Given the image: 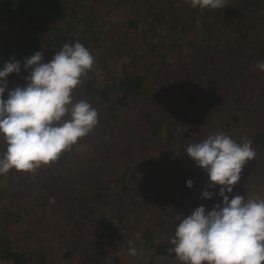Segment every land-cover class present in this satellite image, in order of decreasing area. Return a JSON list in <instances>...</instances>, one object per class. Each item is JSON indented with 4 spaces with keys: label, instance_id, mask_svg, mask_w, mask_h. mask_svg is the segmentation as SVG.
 Listing matches in <instances>:
<instances>
[{
    "label": "rangeland",
    "instance_id": "1",
    "mask_svg": "<svg viewBox=\"0 0 264 264\" xmlns=\"http://www.w3.org/2000/svg\"><path fill=\"white\" fill-rule=\"evenodd\" d=\"M71 1L67 17L61 7L48 8L44 20L36 11L39 16L23 19L22 28L4 24L6 15H0V68L36 51L50 61L60 51L52 45L60 34L82 41L94 65L73 95L99 114L95 129L57 161L35 171L12 169L0 175V263H13L1 253L12 247L25 254V264H40V254L54 264H115L116 258L120 264H147L150 251L142 250L133 263L129 252L132 241L141 249L145 227L162 229L158 239L171 241V221L201 205L211 210L222 203L218 196L202 198L208 174L184 152L217 132L238 143L260 140L252 145L255 159L245 165L230 195L264 199V71L256 68L264 61L258 42L264 38V2L241 20L259 37L256 43L232 41L233 31L223 30L210 44L202 38L205 22H199L204 10L191 6V0H185L186 13L184 0ZM155 4L170 17L163 25L150 21ZM138 8L148 14L140 12L143 17L136 15L138 22L128 26ZM71 12L79 13L75 20ZM83 15L91 18L92 29L79 20ZM125 73L143 78L140 92L120 89L117 83ZM29 74L23 69L10 74L9 89L25 85ZM5 149L0 139V152ZM188 180L192 188L186 186ZM127 182L128 190L123 189ZM6 187L9 195L3 197ZM118 211L121 232L105 231L102 221ZM160 264L182 262L165 259Z\"/></svg>",
    "mask_w": 264,
    "mask_h": 264
},
{
    "label": "clouds",
    "instance_id": "2",
    "mask_svg": "<svg viewBox=\"0 0 264 264\" xmlns=\"http://www.w3.org/2000/svg\"><path fill=\"white\" fill-rule=\"evenodd\" d=\"M191 4L220 9L227 0H191ZM93 65L90 50L75 42L65 43L48 62L43 51H36L23 62L13 57L0 68V139L6 144L0 152V175L12 169L35 171L55 162L95 129L98 111L73 95ZM256 68L264 71V61ZM22 69L30 73L26 84L9 89L8 77ZM184 152L208 174L202 198L218 196L222 203L211 210L201 205L183 216L169 251L182 264H264V199L230 195L245 165L257 155L252 142L238 143L217 132L188 145ZM217 185L221 187L215 192ZM186 186L192 188L193 181ZM129 244L130 254L136 255V248Z\"/></svg>",
    "mask_w": 264,
    "mask_h": 264
},
{
    "label": "trees",
    "instance_id": "3",
    "mask_svg": "<svg viewBox=\"0 0 264 264\" xmlns=\"http://www.w3.org/2000/svg\"><path fill=\"white\" fill-rule=\"evenodd\" d=\"M138 0H134V2H136ZM165 1V0H162ZM188 1V0H186ZM184 0V2L181 3V8H182V13L187 10V6L186 2ZM70 2V3H69ZM153 2V1H152ZM150 3L149 6H151ZM169 2V0H168ZM264 2V0H227V4L224 8H220V9H202V11L204 10V12H202L199 16L200 18V23L205 22V30L204 33L202 34V38L203 41H207V43L212 44V41L214 39H216L217 36L223 34V30H231L232 32V41H234L235 39H237L239 42H245L246 38L251 40V42L256 43V40H258V36H256L255 34L253 35V33L249 32V26L248 25H244L242 24L241 20L246 19V17L244 16L245 14L252 13V10L254 8V6H259ZM72 3L71 0H9L8 4L6 2V0H0V15H6L7 20L3 21L4 24H9L10 25H15L18 28H22L25 25V21H23V19H33L37 16H39L38 14L36 15V11L40 12L42 14L43 19L44 20L47 16L48 12V8H50L51 10L54 9L56 10L57 8L59 9V7L62 8L61 12L60 10H58L59 12H61L63 14V16H66L68 14H70L68 12V9H70V4ZM170 3V2H169ZM161 5V4H160ZM158 4H155L154 6H152V10L154 13V17L151 20H157V21H153L156 22V24H165L166 22H168L170 20V17H168V15L165 14V11L162 10V8H165L164 6L161 7ZM185 6V7H184ZM192 6V5H191ZM189 6V7H191ZM68 8V9H67ZM190 9V8H189ZM240 9H243L240 11ZM35 11V14H34ZM53 11V10H52ZM48 12V13H47ZM143 14H148V11H146V9L144 8H138L134 13V17L135 18H130V22L128 26H131L132 24H134L135 22L137 23V16L139 17L141 13ZM186 13V11H185ZM71 14H73V20H75L76 16L79 14L78 12H71ZM137 15V16H136ZM8 16V17H7ZM141 16L143 17V15L141 14ZM152 18V15H149ZM196 16V14H195ZM212 16V18H211ZM240 17V18H239ZM176 19L182 20L181 17H177ZM80 21H84L88 24V27L90 29L93 28V24L90 23L89 20H91V18L87 15H83L80 17L79 19ZM175 20V19H174ZM209 23L213 24H217V27H210V25H208ZM158 29V28H157ZM247 30V31H246ZM231 34V33H230ZM172 32H168L166 34V36H169L171 38ZM30 37L29 39L31 40ZM88 39L87 38V42ZM260 40H258L259 44H260V49L264 52V38H259ZM35 40V39H34ZM37 41V40H35ZM72 41V42H70ZM161 41H163V39H161ZM75 42H80L81 44L82 41L77 40L74 41V39L72 37H70L69 35H65V34H60L56 37V41L54 42V44L50 43L53 46H56L55 48H58V50L62 49V46L65 43L68 44H74ZM86 42V43H87ZM33 43H35L33 41ZM157 43V42H155ZM35 46H39V43H35ZM119 86H121V90L125 91V92H132L137 93L140 92L142 90L143 87V78L139 75H135L132 73H125L119 80V82L117 83ZM90 91V89H88ZM104 91L107 92V88H104ZM105 92V93H106ZM104 93V94H105ZM239 99V98H238ZM237 99V100H238ZM238 117V116H237ZM257 135L261 134V132H257L255 133ZM260 140H256L254 141V138L252 139V145L256 147L258 145H260L259 142ZM255 142V143H254ZM264 143V142H263ZM74 148V147H73ZM262 149V148H261ZM168 160V159H167ZM181 160H178V162L180 163ZM163 162V161H162ZM160 162V164L162 163ZM126 167V166H125ZM160 168V167H159ZM179 169V167H177ZM127 169V168H126ZM164 171V170H162ZM129 183H125L123 185V189H127L129 188ZM121 186V185H120ZM221 186H218L214 191L218 192L219 188ZM7 188V187H6ZM2 192L3 197H6L9 195L8 192H6V190H9L8 188ZM128 190V189H127ZM124 210V209H122ZM130 211V210H129ZM193 211V209L191 210ZM120 211H118V213H116L114 215V218H108L106 219L108 222H104L102 221L103 224V228L105 231H110V232H121L120 229H122L121 225L122 222L121 220H119L120 217H122V215L119 214ZM118 217V218H117ZM123 218V217H122ZM104 222V223H103ZM180 222V220H173L171 221L170 226H167V231H175L176 227L178 226V223ZM67 228H71V226H67ZM162 229H159L157 231H160ZM155 232L154 229L151 228H144L143 232L141 235V249H139L138 251L136 250V255H131V261L133 262H138L140 260V254L142 252V250L148 252L149 253V261L147 264H160V260H173V259H177L174 253H171L169 251V249H171L173 247V245L170 243L169 240L167 239H158L159 237V233ZM135 234H132L130 232V237L133 238L135 237ZM133 242V241H132ZM133 246V243H132ZM2 254L5 253V255H8V258H13V263H9V264H25L26 262H28L27 257H25V254H23L22 252H16L14 251V249L12 247H8L6 249H4V251H1ZM41 253V252H40ZM52 257V256H51ZM65 257V255H64ZM67 258V256L65 257ZM40 260V264H54V260H50L49 261V257H47V255H39ZM45 259H47L48 261H46ZM5 261V260H3ZM0 264H6L1 262ZM8 264V262H7ZM59 264H63V263H59ZM115 264H120V258L119 260L116 258L115 259Z\"/></svg>",
    "mask_w": 264,
    "mask_h": 264
}]
</instances>
